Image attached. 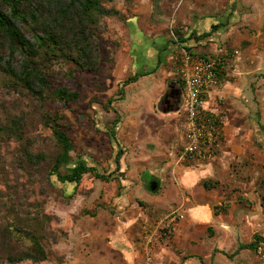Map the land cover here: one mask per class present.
<instances>
[{"label":"rangeland","instance_id":"1","mask_svg":"<svg viewBox=\"0 0 264 264\" xmlns=\"http://www.w3.org/2000/svg\"><path fill=\"white\" fill-rule=\"evenodd\" d=\"M144 3L147 13L139 8ZM199 9L209 10L217 18L208 36L228 28L229 33L221 32L223 35L217 37L220 49L223 46L228 56L235 51L246 56L256 72L253 89L263 106H258L253 131L256 139L250 145L249 156L233 161L210 181L218 184L209 197L218 213L216 220L203 226L181 220L168 229L159 228L150 248L149 264H264V0H103L94 13L98 68L82 72L60 62L46 70L52 87L65 86L79 92L76 101L63 104L46 100L42 104L3 87L0 80V226L9 225L21 246H29L30 241L19 234L13 213L22 218L37 216L45 251L41 262L16 264H127L122 254L132 248L139 255L129 259V264L147 263L144 239L164 214L176 209L173 198L163 206L171 208L160 212L145 208L136 214L123 211L124 207L112 203L114 183L95 184L90 175H85L78 186L61 183L54 176L50 183L44 174L28 168L23 154L26 149L42 152L45 164L54 156L55 142L41 116L45 112L58 114L64 116L58 122L74 145L72 164L61 168L62 172L82 159L90 164L98 160L104 174L110 173L115 168L111 165L125 152L136 151L129 149L121 136L117 139L114 132L118 124L115 121L121 122L122 118L120 90L124 89L114 88L111 67L117 53L126 51L124 28L139 24L140 19L154 24V15L163 10L181 21ZM179 92L183 95L182 88ZM180 105L183 109V101ZM17 119L23 132L21 140L2 129ZM145 177L150 184V177ZM133 219L134 228L125 229L126 221ZM250 243H254L253 248L241 249Z\"/></svg>","mask_w":264,"mask_h":264},{"label":"crops","instance_id":"2","mask_svg":"<svg viewBox=\"0 0 264 264\" xmlns=\"http://www.w3.org/2000/svg\"><path fill=\"white\" fill-rule=\"evenodd\" d=\"M139 8L147 13L146 3ZM194 13L195 16L182 15L178 21L163 10L154 15V24L140 19L139 24L124 28L126 51L117 53L111 67L114 88L124 89L120 90L123 92V119L114 132L117 139L121 136L125 145L136 151L128 150L118 163L111 165L115 167L111 168L113 180L105 182L91 177L95 184H115L112 203L124 207L123 211L127 209L136 214L145 208L160 212L171 208L163 206L173 198L176 201L173 207L184 215L183 220L203 226L210 225L218 217L212 207V198H209L218 184L210 181L221 174L220 170L228 169L233 161L249 156L250 145L255 144L256 139L253 131L258 106L263 104L259 103V95L253 89L256 72L246 56L239 51L228 56L223 46L220 49L217 37L223 35L221 32L229 33L228 28L198 38L210 32L217 18L211 16L209 10L199 9ZM185 47L194 54L216 55L224 60L218 84L206 96V106L225 117L222 149L215 160L207 163H177L183 145L179 124L184 120L180 107L183 95L179 89L183 90V85L178 76V58L181 48ZM88 165L104 174L98 160ZM145 176L150 177V184ZM153 185L156 189L152 191ZM126 222L125 229L134 228L135 220ZM179 222L182 221L174 222L173 226ZM131 250L121 253L127 264L131 263L129 259L139 255L134 248Z\"/></svg>","mask_w":264,"mask_h":264},{"label":"trees","instance_id":"3","mask_svg":"<svg viewBox=\"0 0 264 264\" xmlns=\"http://www.w3.org/2000/svg\"><path fill=\"white\" fill-rule=\"evenodd\" d=\"M101 1L103 0H0V80L3 87L42 104L46 100L63 104L76 101L80 96L79 92L65 86L52 87L50 74L46 70L53 63L60 62L71 64L82 72H92L98 68L94 13L99 10ZM207 36V33L203 34L202 38ZM185 49L190 51L186 47ZM41 117L43 126L51 130L56 151L45 164L42 152L31 153L26 149L23 156L29 169L41 172L49 182L54 176L61 183L76 186L85 175L105 182L113 180L112 172L100 174L82 159L62 172L61 168L72 164L70 153L74 149L66 130L58 122L64 120V116H52L45 112ZM20 125L18 119L12 120L2 129L7 135L21 140L23 132ZM13 217L21 238H27L30 245L22 247L20 239L15 237V232L9 225L0 226V261L8 264L43 261L45 251L37 216L22 218L13 213ZM253 247L254 243H250L241 249Z\"/></svg>","mask_w":264,"mask_h":264},{"label":"built area","instance_id":"4","mask_svg":"<svg viewBox=\"0 0 264 264\" xmlns=\"http://www.w3.org/2000/svg\"><path fill=\"white\" fill-rule=\"evenodd\" d=\"M224 60L216 55H198L181 48L178 58V76L183 85V111L181 151L177 163H207L216 159L222 149L223 113L206 106V96L218 84ZM184 219L179 209L162 216L158 226L143 243L146 264L151 261L150 248L158 229H168Z\"/></svg>","mask_w":264,"mask_h":264},{"label":"water","instance_id":"5","mask_svg":"<svg viewBox=\"0 0 264 264\" xmlns=\"http://www.w3.org/2000/svg\"><path fill=\"white\" fill-rule=\"evenodd\" d=\"M155 189H156V186L155 185L151 186V190L152 191L155 190Z\"/></svg>","mask_w":264,"mask_h":264}]
</instances>
